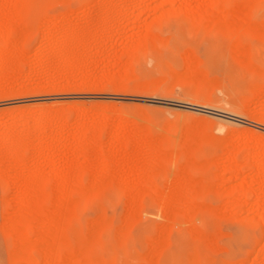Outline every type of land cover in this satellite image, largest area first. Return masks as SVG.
Here are the masks:
<instances>
[{
  "label": "rangeland",
  "instance_id": "obj_1",
  "mask_svg": "<svg viewBox=\"0 0 264 264\" xmlns=\"http://www.w3.org/2000/svg\"><path fill=\"white\" fill-rule=\"evenodd\" d=\"M38 1L36 6L17 11L12 0H0V21L30 18L37 22L25 27L28 40L22 49L0 53V133L13 125L27 128L47 115L56 116L55 120L59 116L58 122L51 118L54 127L60 120L68 124L63 133H48L42 149L31 150L30 163L20 178L6 183L9 190L0 183V264L23 263L20 250L25 244L42 247L56 234L50 230L42 237L35 232L22 240L21 235L10 234V229L5 233L21 217L18 214L23 215L16 209L23 192L16 185L24 183V177L39 164L46 165L49 176L53 169L58 176L63 170L70 171L83 160L77 142L83 129L105 119L112 120V128L88 163L93 174L83 184L87 199L76 206L66 204L57 188L51 193L53 215H71L74 220L71 250L82 246L100 262L112 259L115 264H264V223L258 219L261 204L256 194L243 197L241 204L226 196L241 180L252 183L256 172L247 167L241 179L230 167L242 163L247 153H263L264 157V40L260 28L259 33H244L246 56L253 54L247 65L237 57L236 38L229 28L193 25L192 13L205 10L211 0ZM235 1L238 7L250 1L255 20L264 21V2ZM75 33L88 45L66 46ZM148 34L156 37V44L143 43L135 51L133 42ZM95 37L100 41H94ZM122 127L133 137L150 127L153 137L162 133L174 138L177 149L197 138L206 139L203 152L216 159V166L204 177L214 188L197 197L198 204L191 208L188 196L175 184L179 175L175 162L167 177L157 179L169 182L164 190L155 191L154 183L135 190L154 153L146 141L128 151L119 144L111 147L113 133ZM61 139L63 146H59ZM27 140L39 141L33 136ZM101 147L114 151V171L106 180L114 184L105 182L109 188L91 194L87 191L100 170L96 154ZM235 152L237 156L232 157ZM3 156L6 160L7 155ZM11 170L9 178L14 173ZM125 182L127 191H122L119 186ZM58 183L54 180L55 187ZM79 193H71V199H80ZM262 199L263 203L264 195ZM165 201L170 202L168 207L162 206ZM37 229H44L43 223ZM54 247L56 252L58 247ZM39 249L34 251L37 258L44 248Z\"/></svg>",
  "mask_w": 264,
  "mask_h": 264
},
{
  "label": "bare ground",
  "instance_id": "obj_2",
  "mask_svg": "<svg viewBox=\"0 0 264 264\" xmlns=\"http://www.w3.org/2000/svg\"><path fill=\"white\" fill-rule=\"evenodd\" d=\"M123 1L125 0H119V2H123ZM261 1L264 2V0H261ZM12 2L15 8L17 9V11L19 10L21 11V9H26L28 5H29L28 7H31L33 5L36 6L39 3L38 0H12ZM210 2L211 3H209V6L205 8V10L198 8V9H195L194 13H192L193 25H197V26L206 25L209 27L217 28L219 30L224 29V27H227V29L229 28V30L233 33L232 37L236 38L235 39L236 45L234 44V48L236 50L237 57L243 60L245 63H247V65L248 64L250 65V62L252 61V58H253V54L247 55L248 57L246 56V48H245L246 43H244L245 42L244 33H250V32L256 33L255 30H258L257 32L259 33L258 28H260L261 32L259 33V35L264 40V33L262 32V30L264 29V21L257 22V20H255L254 18L255 10L253 9L250 1L245 3V5H242L243 3L241 2L242 3L241 5L243 7H241V5L240 7H238L239 4H236L234 6L236 2L235 0H211ZM30 4H33V5L30 6ZM182 11L183 10H181V12ZM173 14H177V13H173ZM106 21L107 20L104 19V22ZM36 23L37 22L35 20H31L30 18H24V19L21 18L17 20L7 19L4 21L1 20L0 30L4 29V34L0 36V53L4 51H9V52L14 53L22 49V47L28 40L27 31L25 30V27L27 25L34 26ZM14 28H17V29L21 28V29H19L20 31L12 32ZM240 32L242 33L240 34ZM75 34L76 35H73L68 38V40L65 42L66 46H71L76 43H80L81 44L80 46L84 48L86 45H88L86 40H84V42L83 40H79L78 33H75ZM95 38H94V41H100V40H97L98 38H96L95 40ZM157 38L162 40L163 42L162 38L160 37H157ZM142 39L143 40H140V41L137 40L138 42L135 44L133 42V45H136L135 46L136 48H134V50L135 49L137 50V48L138 49L142 48L141 45L143 43H146V44L151 43L152 45V44H156L157 42L156 37L151 34L150 35L148 34ZM160 40L159 42H161ZM231 42L233 43L234 41H231ZM90 43H93V41H91ZM161 43H159V45ZM192 55L194 56L193 53ZM261 60H262V57H261ZM83 116H85V114ZM53 117H55L54 118L55 120L56 116L48 117L47 115V117L42 120L38 119L37 121L35 122L33 121V123L28 124L27 128H23L19 126L20 124L13 125L11 126V128L9 127L4 132L0 133V183L4 185V188L6 187L9 190L11 187H7V184H10V183L13 184V182L15 183L17 179L20 178L23 170L30 163L31 155H32L30 152H32L33 149L40 150L43 148V144H44L43 139L48 133H51V132L52 133H57V132L63 133V131L65 130L67 126L66 124L68 123H66L64 120H62L64 121L63 123H60L61 121L60 120L59 124L54 127V124L56 122L53 123L52 121ZM63 118H66V117H63ZM58 119H59V116L57 120ZM78 121L81 122L80 119H78ZM111 121L112 120H106V119L105 121L99 120V121H96L94 125H91L87 129L85 130L83 129V131L81 132V137L77 141L78 149L80 151L79 153L83 155V160L79 162V164H77L76 166H73L70 169V171L68 169L63 170L62 175L58 176L56 174L58 173V170L53 169L54 174L52 176H49L47 169H46V165L39 164L36 166V168L31 169V171L29 172V175L24 177V180H23L24 183L20 185L19 184L16 185L18 188L21 189V191H23L22 196L18 200L17 206H16V209H18L19 212H23V215L22 213L18 214V216L21 215V217L17 220L16 223L14 222L11 227H9L8 229H5L4 230L5 233H6V230L8 231L10 229L9 230L10 234L15 235V236L21 235L23 238L22 240H28L31 237V235L35 232H40L41 236L44 237L47 233H49L50 230L54 231L56 234L58 233L57 235H60V237H57L56 234H54V236L52 235L51 237L52 239L50 238L47 241L48 244L46 242L45 244H43L42 247H38V245L36 244H29V243L25 244L23 246L24 248L23 250L19 249L20 251H22V253L20 254V259L22 260L23 263L21 264H34L36 262L40 264H54L55 262H61V264H115V260H112V259L109 261L100 262L99 260L91 256L92 254L89 252V250L88 251H86L87 249L83 250L82 246H78L75 249L71 250V246L69 243L70 229H71L70 227L74 220L72 219L71 215L63 216V214H60V215L56 214L57 216L55 215L56 216L55 217L53 215L54 212H52L53 209L49 205L51 201V193L52 191H54L55 188H57L58 191L61 192V194L58 192L61 195V197L64 200L66 199L65 200L66 204L74 203L77 206L83 203V198L87 199V195L89 194H83V191H85L86 189L83 184H84L85 179L91 174H93V169L91 168L90 165H88V163L92 162L93 151L97 148V146H99V144H101L103 137L109 134L112 128ZM151 129L150 127H146L143 129V132L139 136L133 137L131 131H129L125 127H122L121 129L113 133L110 146L114 147L116 144H119L126 151H128L130 148H136L143 141H146L148 147L151 146L153 153H154V159L151 162V164L146 168L145 170L146 175L145 177H143V180L141 181L140 185L136 186L135 190L142 189L145 185L147 184L149 185L151 183H154L155 191L164 190L168 186L169 182L164 181V180L163 182H158L157 179L160 177L162 178L167 177L169 174V167H171L176 162L179 175H178V179L176 180L175 184L179 188H181V192L185 193V196L186 195L188 196L187 198H189V201H186V202L191 203L190 205L188 203V205L191 208H194V206L198 204L197 197L205 195L207 192H209L210 190L214 188L212 181L207 180L204 177L207 171H209L213 166H216V159L213 160V158H210L208 155L204 153L205 151L203 152L202 146H203V143L206 141V139L197 138L196 140H192L189 143H187L185 147L177 149V146L179 144L178 142H177L178 145L175 144L176 142L174 143L173 141L174 138H171L170 136H167L162 133L157 134L156 135L157 137L156 136L153 137ZM25 135H29L28 137L33 136L36 138V140H39V141L29 142L27 140L28 137H26ZM59 144H60L59 146L61 145L63 146L65 143L61 139ZM3 154L7 155L6 160L5 158H3L4 157ZM96 155H98L100 158L99 165H98L100 167V170L98 173H96V176L94 178L95 182L90 186L89 191H87V192H90L91 194L103 192L108 187V184H106L105 182L109 183V185L114 184V182L111 183L109 181H106L110 173L114 171V165H115V160H116L114 151L110 152L107 150V148L101 147L100 149L97 150ZM231 155L232 157H236L237 152L231 153ZM262 155L263 153L261 154L258 153L256 155L255 153L253 154L247 153L242 163L238 164L237 162L238 165H232L230 167L229 170L233 172L235 177H238L241 179H245L243 178L244 176L243 170L247 167L255 168L256 172L254 174L252 183L247 184L246 181L241 180L240 183L233 190H231L229 193H226V196H228V198L234 201L233 202L230 200L231 201L230 203L233 202L235 204H241V199L243 197H247L251 195L252 193H255L257 201L261 204L259 208L258 219L261 223H264V202L262 203V200H263L262 196L264 195V157ZM11 169H14V173L9 178L8 175H10L11 173L10 171H12ZM172 172L174 171L172 170ZM209 174L210 173H208V176ZM75 175H76V177L74 178L76 181L75 185H73V187H70L69 181L73 179ZM170 175H173V173ZM170 178H172V176ZM56 179L59 181V183L58 181H56ZM54 180L55 182L58 183L56 185L57 187H55L54 185ZM187 183H188V186L186 185ZM183 184L187 186L186 187L187 189L183 188L182 186ZM255 184L259 185L258 189L254 186ZM119 187L122 191H127L126 182L125 184L120 185ZM75 192L76 193L80 192L79 193L80 199H76V201L74 199H71L70 197V194L75 193ZM40 204L42 206H40ZM169 205H170V202L165 201L162 206L168 207ZM23 209H25L26 211L25 213ZM20 210H23V211H20ZM181 215L182 214H180V216ZM125 221L126 222L129 221V219L127 218V220ZM38 223H40V225L41 223H43L44 229L42 230L37 229ZM99 223H97V227ZM172 223H175V222L173 221ZM101 225H99V227H101ZM195 232H197V230ZM116 236L118 237V235ZM120 241H121V238H120ZM85 243L86 242H84L83 244ZM101 243L103 244V242ZM86 244L92 245V242L88 244V241H87ZM77 245H79V243H77ZM54 246L58 247V250L56 252L52 251L53 248H55ZM38 248L40 249L44 248V249H41L42 254L40 258H37L34 256L35 255L34 251L37 250ZM191 255H193V253ZM14 262L15 261L13 260L12 264ZM140 263L143 264L142 262Z\"/></svg>",
  "mask_w": 264,
  "mask_h": 264
}]
</instances>
